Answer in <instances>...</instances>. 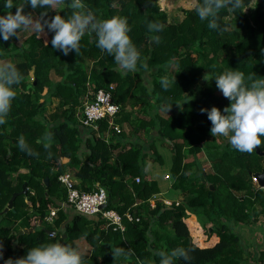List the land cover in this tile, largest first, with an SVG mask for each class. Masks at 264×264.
Wrapping results in <instances>:
<instances>
[{
	"label": "trees",
	"instance_id": "trees-1",
	"mask_svg": "<svg viewBox=\"0 0 264 264\" xmlns=\"http://www.w3.org/2000/svg\"><path fill=\"white\" fill-rule=\"evenodd\" d=\"M254 1L245 0V4ZM4 2L0 0V15L7 11ZM197 2L183 11L180 21L169 23L158 0H84L100 19L127 17L129 35L141 61L147 63L146 69L138 65L135 72L119 71L114 58L96 47L94 34L82 38L79 55L72 51L67 56L52 48L53 33L47 29L41 36L33 31L20 44L16 37L7 42L0 38V60L13 59L25 77L7 123L0 125V244L4 260L22 257L42 243L59 241L77 247L75 241L83 240L86 264H114L111 248L116 246L131 248L134 253L119 264H138V260L159 264L156 251L177 247L191 250V264L247 262L249 255L233 227L264 217V188L252 178L262 170L263 157L256 150L251 154L235 150L228 137H213L211 122L201 109L215 106L223 113L230 105L215 81L225 70L264 77V0H258L249 12L221 9L218 30L199 19ZM30 11V7L25 9ZM47 11L50 16L58 12L65 17L71 12L66 7ZM151 21L164 25L158 44L150 40L147 25ZM164 77L169 81L167 90L160 82ZM110 86L112 100L120 106L112 124L100 120L97 129L81 125L84 99ZM53 98L58 103L46 113ZM171 105L166 113L164 109ZM46 132L53 134L47 149L41 143ZM21 135L36 155L19 149ZM155 141L171 154L168 176L172 188L179 192L177 205L173 201L166 206L162 198H154L162 192L161 186L145 174L146 158L153 164L162 162ZM202 149L207 170L196 157ZM257 149L263 151L264 144ZM22 169L26 171L19 172ZM65 172H72L74 186L82 191L104 188L105 209L123 215L124 230L113 229L100 215L74 211L58 180ZM24 183L26 193L22 194ZM14 193L19 194L12 209L4 213ZM51 210L55 215L47 222ZM127 210L139 220L128 221L124 217ZM191 214L204 218L205 243L196 239L194 226L188 222ZM22 229L32 231L18 235ZM212 236L216 239L207 243ZM250 258L254 264H264V240ZM175 264L185 262L178 259Z\"/></svg>",
	"mask_w": 264,
	"mask_h": 264
},
{
	"label": "clouds",
	"instance_id": "clouds-1",
	"mask_svg": "<svg viewBox=\"0 0 264 264\" xmlns=\"http://www.w3.org/2000/svg\"><path fill=\"white\" fill-rule=\"evenodd\" d=\"M29 7L32 11L25 12ZM63 7L71 10L67 17L58 12L50 16L47 11ZM3 8L7 10L4 15H0V38L4 42L12 37L19 39V33L24 30H32L41 36L46 35L47 29L53 33L50 43L54 50L62 51L65 56L72 51L79 55L82 38L86 34H94L96 47L114 58L119 71L135 72L138 65L147 68V63L141 61V53L129 35L131 28L127 17L116 15L100 19L84 0H21L16 4L13 0H5ZM248 8L245 0H198L195 12L201 21L208 22L210 29L218 30L221 29L218 17L221 9L232 12L243 9L245 12ZM37 9L43 11L34 16ZM163 28L164 25L159 21L148 23L151 42L160 43L158 33ZM24 79L15 63L0 60V125L7 123L17 89ZM215 81L216 87L230 101V105L223 109V113L215 106L210 110L201 109V113H207V119L211 122L210 134L213 137H228L235 150L251 154L264 144V77H258L255 73L246 76L243 71L231 68L216 76ZM160 82L167 90L168 79L161 78ZM171 107H166L164 111L167 113ZM52 138L51 132H46L41 138L46 149L51 147ZM17 146L29 155H36L23 135L18 137ZM111 254L114 264L127 261L134 255L131 248L120 246L112 247ZM154 255L159 257V264H175L178 259L191 264L193 259L191 250L184 247L170 251L158 250ZM0 260L4 264H86L84 255L77 247L59 241L33 246L24 256L6 260L3 244H0ZM138 264L145 262L138 260Z\"/></svg>",
	"mask_w": 264,
	"mask_h": 264
},
{
	"label": "built area",
	"instance_id": "built-area-1",
	"mask_svg": "<svg viewBox=\"0 0 264 264\" xmlns=\"http://www.w3.org/2000/svg\"><path fill=\"white\" fill-rule=\"evenodd\" d=\"M111 89H98L84 99L80 107L79 120L81 125L97 129V122L100 120H107L111 125L114 117L118 113L120 106L113 102ZM115 130L119 131L118 127ZM58 180L66 188V202L77 213L85 216L100 215L113 229L120 231L124 230L123 215H120L113 209L100 208L101 205L106 204L107 196L104 188L97 186L95 190L91 192L82 191L74 186L75 181L69 173H63L58 177ZM136 182H139V178H135ZM253 182L256 184V180L253 178ZM166 206H170L166 200L162 201ZM177 205L178 202H175ZM150 205L154 206L153 200L150 201ZM55 215V211L51 210L46 217L47 222H51ZM124 217L128 221H138L139 217H133L132 213L127 210L124 213Z\"/></svg>",
	"mask_w": 264,
	"mask_h": 264
},
{
	"label": "rangeland",
	"instance_id": "rangeland-1",
	"mask_svg": "<svg viewBox=\"0 0 264 264\" xmlns=\"http://www.w3.org/2000/svg\"><path fill=\"white\" fill-rule=\"evenodd\" d=\"M160 7L165 11L166 13V17L169 23H175L180 21L183 18V11L186 9H190L195 5V0H158ZM258 1L255 0L250 6V8L247 9V11L245 12H249L251 10H253L255 8V6L257 5ZM33 31L32 30H24L22 32L19 33V39L16 38V42L17 44H20L29 34H31ZM8 62H13L14 60H5ZM51 78L56 80L57 77L51 73ZM56 100H52V104L48 105V107L46 108V113L47 112H51L55 106H56ZM155 145L157 147L158 152L162 155V162L158 165V163H154V165L157 167L158 171L157 173H160V177H159V181H161V179H163L164 181H166V184L168 185L166 187V190L169 191L170 195H164V194H160L158 196H154V198H163L162 200H166L169 203H172L173 201L175 202H180V196H179V192L174 190L171 186V178L168 176L169 174V167H170V152L169 149L165 146H163V144L160 141H155ZM197 159H200L199 161L204 162L205 160V151L204 149H202V151H200L199 153H197ZM149 159L150 158H146L147 161L144 162L145 166V174L148 177V179H154L153 175H156V171H153L152 173L150 171H152L153 169L150 168V163H149ZM191 158H188V161ZM154 162V161H152ZM148 164H149V170H148ZM208 165V164H206ZM205 170L208 169V167H204ZM26 170L22 169L19 172H25ZM151 173V174H150ZM72 176V172L70 174ZM152 175V176H150ZM73 180H75L73 178ZM165 184V185H166ZM167 198V199H166ZM190 218L188 219V222H190L192 224V226H194V230H198V229H202V221H204V218L202 216H195L194 214H191L189 216ZM245 226V225H243ZM241 226V227H243ZM240 227V228H241ZM235 229V227H233ZM249 228V227H248ZM203 230V229H202ZM243 231V230H241ZM75 243L77 244V247L80 251H86L87 249V245L85 244V242L83 240H79V241H75Z\"/></svg>",
	"mask_w": 264,
	"mask_h": 264
},
{
	"label": "crops",
	"instance_id": "crops-1",
	"mask_svg": "<svg viewBox=\"0 0 264 264\" xmlns=\"http://www.w3.org/2000/svg\"><path fill=\"white\" fill-rule=\"evenodd\" d=\"M52 100H56V103H58V99L53 98ZM81 148L84 149V144L83 143H82V147ZM206 159H207L206 153H205V160H204V162L199 161L200 159H198L199 163H201V165H202L203 168L205 166L208 167V165H206V163H207ZM149 163H150V168L153 169L150 172L152 173L153 171H156L157 170V167L152 163L151 160H149ZM145 164H144V166H145ZM148 170H149V164H148ZM204 170H205V168H204ZM157 172L158 171L155 172L156 175H153V178L155 180H157L159 182L160 186H161L162 192L160 194L170 195L169 191L166 190V187L168 186L166 184V181H164L163 179H161V181H159L160 180L159 179L160 173H157ZM65 173L71 174V172H65ZM150 176H152V175H150ZM71 177L73 178V176H71ZM74 181L76 182V179ZM156 195L158 196L159 193L156 194ZM240 227H241V225L235 226V231L237 232V234L240 235L241 242H242L243 246L245 247V250L247 251V253L249 255V258H248V260H247V262L245 264H254V262L251 260L250 257L252 256V254L254 252H257L261 248L262 242L264 240V217L263 216L260 217L259 220L257 222H255V223H252V224L247 225V226H243L241 228ZM22 230H24V229H22ZM26 230H28V229H26ZM241 230H243V231H241ZM194 233L197 236L196 239H198L200 243H205L206 242L205 239L207 237L203 233V230L202 229L194 230ZM215 239L216 238L213 237V236L212 237H209V241L207 243H209L210 241H213Z\"/></svg>",
	"mask_w": 264,
	"mask_h": 264
},
{
	"label": "water",
	"instance_id": "water-1",
	"mask_svg": "<svg viewBox=\"0 0 264 264\" xmlns=\"http://www.w3.org/2000/svg\"><path fill=\"white\" fill-rule=\"evenodd\" d=\"M256 153L263 157L262 170L260 172L252 174V178H254L256 180V184H257L258 187L264 188V150L260 151L259 149H256ZM209 188H210V190H212V186L211 185L209 186ZM21 193L22 194L26 193V183H24L22 185ZM18 194L19 193L12 194L11 198L9 199V201L7 203V206L3 210L4 213L7 212L9 209H12L13 201H14V199L16 198V196ZM105 207H106V204H103V205L100 206V208H105ZM28 231L30 232V231H32V229L21 230V231L18 232V235H20V234H22L24 232H28Z\"/></svg>",
	"mask_w": 264,
	"mask_h": 264
}]
</instances>
